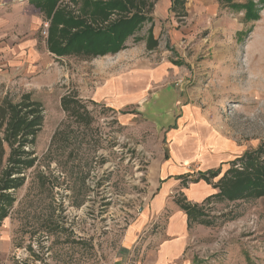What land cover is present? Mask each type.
<instances>
[{"label":"rangeland","instance_id":"obj_1","mask_svg":"<svg viewBox=\"0 0 264 264\" xmlns=\"http://www.w3.org/2000/svg\"><path fill=\"white\" fill-rule=\"evenodd\" d=\"M89 1L29 0L47 25L45 35L44 25L39 31L50 59L47 75L43 82L0 78V225L10 216L17 250H25L13 260L111 264L127 226L149 201L146 171L160 156L159 141L167 128L176 129L162 127V119L195 108L244 151L204 180L217 193L190 219L192 228H200L190 247L195 264H264V0H220L210 19L194 18L190 11L185 24L180 7L170 15L174 24L152 20L157 0H146L142 18L116 54H126L129 70L163 63L173 68L124 112L132 118L127 128L116 124L112 110L82 99L102 84L91 72L93 64L114 61L116 54L89 58L83 44L66 46L78 30L70 18L104 27L120 16L91 14ZM180 26L190 40L172 42L169 31ZM15 111L26 122L42 118L30 142L27 133L7 141ZM221 170L224 176L217 180ZM249 180L256 185L246 189ZM176 200L185 203L181 194Z\"/></svg>","mask_w":264,"mask_h":264},{"label":"crops","instance_id":"obj_2","mask_svg":"<svg viewBox=\"0 0 264 264\" xmlns=\"http://www.w3.org/2000/svg\"><path fill=\"white\" fill-rule=\"evenodd\" d=\"M181 2L183 7L180 0L153 1L149 17L160 24L164 19L174 24L170 15L180 7L181 23L189 20L190 11L195 13L194 18L206 20L217 11L220 0ZM31 6L29 0H0V78L32 80L41 77L42 82L45 80L50 59L45 41L39 38L45 21L43 12ZM170 33L172 42L183 38L190 40L185 27L180 26ZM123 53L116 54L114 61L104 58L93 64L97 68L91 72L102 77V84L87 90L82 99L100 109L112 110L116 124L127 128L132 118L124 112L145 99L146 91L173 66L163 63L155 69L136 66L129 70ZM161 123L162 127L174 124L176 129H165L159 141L157 153L160 156L151 160L146 171L149 201L127 226L111 264H195L190 247L200 228L188 226V215L178 207L176 197L181 194L185 204L195 208L201 206L217 193L212 183L201 178L244 152L220 136L195 108L179 112L174 119L168 114ZM162 141L167 156L161 154ZM218 174L217 180L223 177L224 171ZM193 180L195 182L190 183ZM12 223L9 216L0 225V264H16L12 256L18 246Z\"/></svg>","mask_w":264,"mask_h":264},{"label":"trees","instance_id":"obj_3","mask_svg":"<svg viewBox=\"0 0 264 264\" xmlns=\"http://www.w3.org/2000/svg\"><path fill=\"white\" fill-rule=\"evenodd\" d=\"M181 1H184V0H180V3H179L180 6L183 7V4ZM34 4L36 5V3ZM89 5L90 7L93 8V10L91 11V14L94 12L97 15L98 14L105 15V14L113 13L115 11L116 13L120 15L117 17L115 22H112L104 27H101V26L93 27L92 24L84 23L80 20L73 21L72 18L70 19L68 18L69 19L68 22H71L72 24L75 23V28L78 30L71 34L70 36L71 38L66 46L71 47L74 44H78V45L83 44L85 48H87V50L90 52V54L93 55V56H89V58H97V57L105 56L104 54L115 55L122 48V44L124 43L125 38L128 37L130 28L132 27L133 23L142 18V8H145V5H147V3H146V0H105V1L90 0ZM123 15H126V16H123ZM56 17H58V20L56 22L59 23V26L62 25V23H60L59 21L60 20L59 16H56ZM50 47L52 48L54 52L56 51L54 50V46H52L51 44H50ZM8 107L10 109V112H13L14 108L18 107V105L8 106ZM15 112L16 114L14 116V119L13 121H11L10 126H9L10 130H9V136H8L7 141L14 140L15 134L20 133V135L22 136L27 133L28 136L25 135L27 136L25 137V140L26 142H30L31 138L34 137V134L40 130L41 126L39 124L42 118L36 115V117L33 118L34 121L29 120L28 122H26L25 118L16 117L17 111ZM29 113H26L25 115L27 116ZM36 122H38L39 124L36 125L35 124ZM27 140H30V141H27ZM17 161L18 160H15L13 162H17ZM20 162L21 164H23L22 160H19L16 164H19ZM24 164L27 165V163H24ZM6 175H9V172ZM214 175H215V172L209 171L207 176L213 177ZM22 180L16 181L15 188L20 185ZM204 180H206L205 177H204ZM238 184L239 183H237V185ZM252 184L250 183V180H249V182L246 183L245 188L248 189L250 188V186L254 187L256 185V183H254L253 185ZM228 195L230 197L235 196L232 193ZM209 199H211V197ZM177 205L178 207H180L182 211H184L188 215V226L190 227L191 217H194V215L196 213H199V211L195 208V206L192 207L180 201L177 202Z\"/></svg>","mask_w":264,"mask_h":264},{"label":"built area","instance_id":"obj_4","mask_svg":"<svg viewBox=\"0 0 264 264\" xmlns=\"http://www.w3.org/2000/svg\"><path fill=\"white\" fill-rule=\"evenodd\" d=\"M46 28H47V25H44V30H43V34L45 35L46 34ZM25 250H15L14 253H13V256H14V259L15 260H20L22 257L20 256V252H22Z\"/></svg>","mask_w":264,"mask_h":264}]
</instances>
